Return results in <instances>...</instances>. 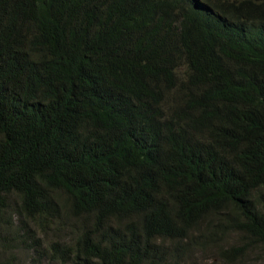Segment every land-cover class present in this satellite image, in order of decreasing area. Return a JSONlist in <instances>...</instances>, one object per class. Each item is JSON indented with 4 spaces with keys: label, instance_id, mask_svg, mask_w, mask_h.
<instances>
[{
    "label": "trees",
    "instance_id": "trees-1",
    "mask_svg": "<svg viewBox=\"0 0 264 264\" xmlns=\"http://www.w3.org/2000/svg\"><path fill=\"white\" fill-rule=\"evenodd\" d=\"M22 237L58 264L264 254V0H0V264Z\"/></svg>",
    "mask_w": 264,
    "mask_h": 264
},
{
    "label": "rangeland",
    "instance_id": "rangeland-1",
    "mask_svg": "<svg viewBox=\"0 0 264 264\" xmlns=\"http://www.w3.org/2000/svg\"><path fill=\"white\" fill-rule=\"evenodd\" d=\"M18 223L19 220L15 218V224L10 230L11 233L16 230ZM11 238L12 237L10 236V240H12ZM237 238V234L232 232L225 237V240L228 244H233ZM23 239L24 241H22ZM36 243L33 242L32 239H25L22 237L21 241L11 242L10 244L5 245L1 254L3 260L2 264H58L50 261L45 256V251H43L45 249L36 248ZM42 244H44L43 240L40 241L39 245ZM208 246L209 247H206V250L204 251L196 250L197 252H194L193 259L189 262L187 260L188 264H230L214 256V250L216 247L213 246V244ZM257 251L258 250L247 251L246 255L248 256L244 260H238L234 264H264V254L258 253Z\"/></svg>",
    "mask_w": 264,
    "mask_h": 264
}]
</instances>
